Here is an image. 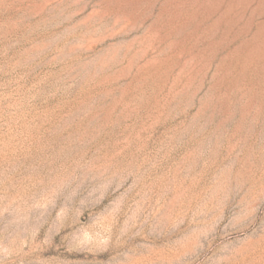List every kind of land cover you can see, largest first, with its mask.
<instances>
[{
  "label": "rangeland",
  "instance_id": "rangeland-1",
  "mask_svg": "<svg viewBox=\"0 0 264 264\" xmlns=\"http://www.w3.org/2000/svg\"><path fill=\"white\" fill-rule=\"evenodd\" d=\"M0 264H264V0H0Z\"/></svg>",
  "mask_w": 264,
  "mask_h": 264
}]
</instances>
